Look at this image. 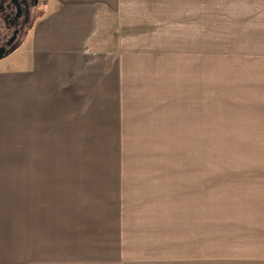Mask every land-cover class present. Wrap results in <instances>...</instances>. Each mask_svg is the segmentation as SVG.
I'll return each mask as SVG.
<instances>
[{"label":"crops","instance_id":"0c3cea01","mask_svg":"<svg viewBox=\"0 0 264 264\" xmlns=\"http://www.w3.org/2000/svg\"><path fill=\"white\" fill-rule=\"evenodd\" d=\"M38 2L42 14L34 17L17 51L0 60V137L8 128H13L14 137H29L30 142L39 137H119L127 135L133 122L151 131L189 122L187 135L209 136L199 131H208L215 122L210 107L215 104V85L213 80H199V71L206 69L204 73L211 75L215 61L207 58L200 65L205 59L199 57L198 20L182 17L183 0ZM254 40L256 50L242 53L238 77L230 73L237 78L239 91L232 92L236 86L225 84L223 88L231 92L224 103H242V131L250 127L254 131L242 135L264 136V38L257 32ZM184 43L189 45L185 64L189 70L184 68ZM200 168L191 172V220L198 221L200 211V222L208 224L215 211L213 171ZM240 169L224 172L225 177L231 173L242 177V185L223 199V218L229 224V240L242 249V264H264V162L242 163ZM111 195V200H104L100 211L105 215L99 224L93 221L85 228L80 219L79 226L71 222L78 230L63 232L58 260L123 262L119 250L124 201L117 193ZM161 205L167 211L175 207ZM157 207L161 212L160 204ZM196 229L194 239L202 241ZM0 264L6 261L0 258Z\"/></svg>","mask_w":264,"mask_h":264},{"label":"rangeland","instance_id":"374dc122","mask_svg":"<svg viewBox=\"0 0 264 264\" xmlns=\"http://www.w3.org/2000/svg\"><path fill=\"white\" fill-rule=\"evenodd\" d=\"M183 1L182 17L198 20L199 57L205 59L200 65L207 58L215 61L211 75L199 71V80L215 85V104L210 106L215 122L208 131H199L209 136L187 135L189 122L163 131L145 130L133 122L125 136L39 137L32 142L14 137L8 128L0 137V258L6 264H69L57 258L62 256L63 232L77 231L79 219L81 227L99 224L104 200H111L112 192L124 201L120 264H242V249L229 240L222 207L226 194L242 185V177H225L224 172L242 171V163L264 162V136L242 135L254 131H242V103L225 104L231 89L223 87L238 83L232 75L238 77L242 53L256 50L254 33L264 38V3ZM41 14L42 9H36L35 16ZM31 27L0 60L17 51ZM183 48L184 68L189 70V45ZM234 88L232 92L239 91ZM144 132L163 135H138ZM35 164L51 166L30 167ZM200 167L213 171L215 211L208 224L200 222V211L199 220H191V172ZM167 202L175 204L172 211L161 205ZM196 226L204 238L199 242L194 239Z\"/></svg>","mask_w":264,"mask_h":264},{"label":"flooded vegetation","instance_id":"af4514ba","mask_svg":"<svg viewBox=\"0 0 264 264\" xmlns=\"http://www.w3.org/2000/svg\"><path fill=\"white\" fill-rule=\"evenodd\" d=\"M38 0H0V47L5 53L20 42V37L28 29L38 9Z\"/></svg>","mask_w":264,"mask_h":264},{"label":"water","instance_id":"95a60500","mask_svg":"<svg viewBox=\"0 0 264 264\" xmlns=\"http://www.w3.org/2000/svg\"><path fill=\"white\" fill-rule=\"evenodd\" d=\"M5 54H6V53H5V48H4V47H0V59H1L2 57H4Z\"/></svg>","mask_w":264,"mask_h":264}]
</instances>
